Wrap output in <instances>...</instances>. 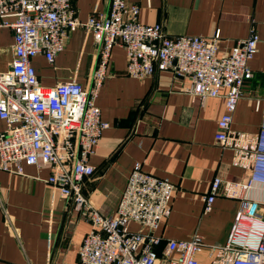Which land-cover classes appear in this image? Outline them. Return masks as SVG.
I'll use <instances>...</instances> for the list:
<instances>
[{
	"label": "built area",
	"instance_id": "1",
	"mask_svg": "<svg viewBox=\"0 0 264 264\" xmlns=\"http://www.w3.org/2000/svg\"><path fill=\"white\" fill-rule=\"evenodd\" d=\"M72 1L0 0V28L9 29L13 40L9 69L0 72V170L21 174V165L48 169L46 184L90 226L75 264H197L203 248L197 234L186 241L167 240L156 252L161 243L156 231L170 213L174 186L145 173L141 163L132 165L113 215L100 214L81 193L83 181L93 174L88 157L107 128L95 100L110 74L111 49L119 47L124 75L131 79L167 71L188 81L185 91L193 101L222 98L213 139L232 152V166L247 175L235 183L219 178L210 183L205 212L218 193L238 201L224 244L209 247L210 264H264V217L259 213L264 199L257 197L264 188V109L255 135L229 128L242 84L251 78L247 65L258 42L253 29L217 57L218 32L207 38L168 37L160 25L138 22V7L125 0H110L105 15L92 13L80 23ZM78 28L90 33L97 53L87 87L74 81L40 86L31 59L41 55L51 64ZM130 224L139 230L131 231Z\"/></svg>",
	"mask_w": 264,
	"mask_h": 264
},
{
	"label": "crops",
	"instance_id": "2",
	"mask_svg": "<svg viewBox=\"0 0 264 264\" xmlns=\"http://www.w3.org/2000/svg\"><path fill=\"white\" fill-rule=\"evenodd\" d=\"M110 0H73L80 23L92 13L105 15ZM138 7V22L158 24L168 37H211L218 32L216 56L245 39L253 29L258 37L256 52L248 62L251 78L244 81L233 113L230 130L255 135L264 109V0H125ZM12 33L0 28V72L9 69ZM97 61L90 33L72 32L51 64L41 55L31 59L38 84L76 82L87 87ZM121 48L110 52V74L102 83L95 105L107 124L88 164L92 176L83 181L82 195L105 216L113 215L134 163L156 178L167 179L174 191L170 213L156 234L161 243L202 237L197 264H210L209 247L225 242L238 201L218 193L204 211V198L211 181L239 182L247 175L232 166V152L214 141L216 122L223 112L222 98L193 101L186 93L188 81L154 70L143 80L124 75ZM223 92V91H222ZM4 123L0 121V131ZM46 168L21 165V174L0 170V264H75L81 240L90 230L72 211L69 201L46 184ZM257 197L264 199V188ZM255 194V193H253ZM255 196V195H253ZM4 210L11 222L4 223ZM259 213L264 217V204ZM131 231H138L130 224ZM175 254H172L174 257Z\"/></svg>",
	"mask_w": 264,
	"mask_h": 264
}]
</instances>
